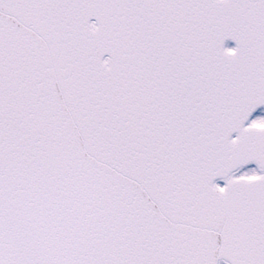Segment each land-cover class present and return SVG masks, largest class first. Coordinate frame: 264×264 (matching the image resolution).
<instances>
[{"label":"snow or ice","instance_id":"6c2138e0","mask_svg":"<svg viewBox=\"0 0 264 264\" xmlns=\"http://www.w3.org/2000/svg\"><path fill=\"white\" fill-rule=\"evenodd\" d=\"M0 264H264V0H0Z\"/></svg>","mask_w":264,"mask_h":264}]
</instances>
